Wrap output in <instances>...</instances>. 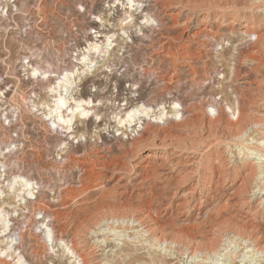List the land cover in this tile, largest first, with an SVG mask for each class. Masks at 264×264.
I'll list each match as a JSON object with an SVG mask.
<instances>
[{"label":"rangeland","instance_id":"rangeland-1","mask_svg":"<svg viewBox=\"0 0 264 264\" xmlns=\"http://www.w3.org/2000/svg\"><path fill=\"white\" fill-rule=\"evenodd\" d=\"M134 1L132 10L125 0H19L18 15L0 18V173L5 181L21 175L34 187L32 197L13 202L16 191L0 179V206L23 204L19 216L12 213L15 229L19 226L13 231L15 242L19 232L24 235L18 251L34 262L38 258L30 245L40 244V264H72L70 254L59 243L42 233L32 240L33 234L54 228L59 237L77 224L95 228L111 219L112 226L120 219L129 223L131 216L137 215L142 228L152 229L151 235L137 231L141 226L124 231L115 227L120 232L115 238L109 228L105 235L142 260H148L150 254L160 264H264V254L254 256L243 251L242 244L244 240L264 241V207L254 201L248 209L241 208L238 200H246L248 194L238 189L239 179L231 180L232 172L224 185L215 184L194 208L186 206V213L180 216L169 166H162L156 157L137 164L141 151L131 157L134 144L146 147L167 135V141L169 137L182 138L191 129L200 154L223 147L228 159L242 155V148H247L244 141L250 142L248 147L257 146L252 144L250 124L264 117V69L257 66L264 59V41L258 42L245 31L250 28L260 34L264 1ZM39 16L40 23L36 21ZM146 17L152 19L150 23H143ZM100 34L113 36L112 49L102 56L90 54L96 64L77 82V94L101 103L90 107L85 118L76 113L68 134L51 126L44 110L34 104L40 108L53 104L50 85L61 73L81 67L76 59L82 48ZM31 67L40 73L31 76L27 73ZM44 72L47 77L41 75ZM135 106L147 108L148 116L138 112L139 119L133 124L123 122ZM238 111L244 128L236 139L228 122L236 121ZM160 114H164L162 120L154 119ZM137 172L142 175L133 179ZM121 176L124 179H119ZM140 179L145 180L134 189ZM43 208L58 212L59 217L46 213L44 226L36 225ZM173 230L186 232L187 238H173ZM153 235L164 243L154 241ZM69 236L63 237L66 242ZM2 239L0 245L6 242ZM207 242L221 249L227 246V251H219L224 253L221 260L205 258ZM189 247L198 248L193 260L187 255Z\"/></svg>","mask_w":264,"mask_h":264},{"label":"bare ground","instance_id":"bare-ground-1","mask_svg":"<svg viewBox=\"0 0 264 264\" xmlns=\"http://www.w3.org/2000/svg\"><path fill=\"white\" fill-rule=\"evenodd\" d=\"M254 1H256V0H254ZM257 1L263 2L264 0H257ZM115 4H117V1ZM121 4H123V3H121ZM136 4H138V3H136ZM262 4H264V3H262ZM0 5H2L4 8H8V9H12L14 6L16 7V4L13 5L12 3L8 2L7 0H4V2L2 0H0ZM125 5L128 6V9H132V7L135 5V1L134 0H125ZM262 6H264V5H262ZM260 9H262V8H260ZM151 20L152 19L150 17H146L143 20V23H150ZM244 26H248V25L245 24ZM245 32L247 33V36L255 35L258 38V42H260V40L264 41V26L261 28L260 34H257V35L255 33L251 32L250 28H248L247 31H245ZM123 33H124V31H123ZM101 37H103L104 39L99 40V38H101ZM112 37H113L112 35L109 36L107 34L95 35L93 37V40L92 41L90 40V42H87L88 43L87 46L82 48V50H81L82 53H81L80 57L78 59H76V61H78V64L81 65V67L79 68V69H81V71L79 72L78 71L79 69L78 70L75 69V70H72L69 72L66 71L64 73H61L59 75V77H57L55 79L53 84L50 85V91L52 92L51 95L54 96V98H52L53 104L51 106H48V105H45V107L41 106V108L38 107L39 105L37 106L34 104V106L38 110H40V109L44 110L43 116L45 118H49L51 126L59 127L61 130H64L65 132H67L69 134L73 130V127H74L73 124L75 121V114L76 113L80 114L82 118H85L90 114V109H91L90 107L95 106V105H99L101 103V100L97 101V103H96V101H94L91 97H88V96L83 98L81 96L82 95L81 92H79V94H77V91H78L77 82L81 81V77L83 78V76L87 75L89 73V71H91L95 67L94 63L96 64V61L90 59V57H91L90 54H97L98 56H102L104 54H107V52L110 49H112V45H113L112 44ZM257 66L258 67L261 66L264 69V59L259 60ZM27 73L30 74L31 76H35V75L40 73V69H38L36 67L35 68L31 67ZM41 75H43L44 77H47L46 72L42 73ZM263 92H264V89H263ZM2 95H3V93L0 89V98ZM76 95H78V96H76ZM140 96H141V94L138 95V97H140ZM138 112L140 114H145L148 116L149 111L147 108H144L143 106H135V107H133L127 111L126 116L123 119V122L133 124L132 122L134 120L139 119V117L136 118V115ZM237 113H238L237 114L238 116L236 118V121L235 122H228V125L230 127V129L228 128V130H230L232 137L234 136L235 138L237 135L239 136V133H241L239 131L240 130L242 131V129L244 128L243 124H242L243 122H242L241 117H240L241 114L239 111ZM163 116H164V114H160L158 116H155L154 119L162 120ZM217 121H219V120H217ZM181 122L183 123L186 121L183 120ZM207 125H208V123H207ZM216 125H217V123H216ZM250 125H251L250 130H252L251 137H252V140H254V141H252L253 142L252 144H257V146L248 147L249 145H251L250 142H248L249 144H246V142L244 141V143H245L244 145H246L247 148H244L242 146L243 148L240 151V153L242 152L241 153L242 155H240L238 153L239 156H237L238 154L236 153L237 155L233 156L232 158L227 159L224 156L225 149H222L223 147H216L214 149H210L207 152L205 151V153L202 152L203 154L198 153V151L200 152V150L196 149V147H195L196 145H195L194 138L196 135H194V130H192V129L189 133L185 134V136H183L182 138H180V137H169L170 139L168 138L169 141H167L166 140L167 136H168L167 135L161 139L160 143H157V144H151V145H147V146L145 144L146 147L140 146V148L137 147L138 145L135 146V144H134L132 147L131 157L137 155L138 151H141V156L139 157L138 162H136L137 164H139L140 161L144 158L156 157V158H160V160L162 161L161 162L162 166H164V165L169 166L170 170L167 168L169 170L168 172L170 175H173L174 179H175V182L172 183V184H175V190L173 192V197L176 199V207L178 208L177 212H178V215H180V216L184 215V212H185L184 208L186 206L190 207V208L192 206L194 208L196 205V202L200 200V196L203 193L209 194L208 192L212 190V188L215 184L222 183L224 185V183L226 182V179L229 178L231 172L233 173L232 174L233 179H231V180H236V178L239 179L240 181L238 184L239 185L238 189L243 190V191L247 192V194H248L246 200L243 199L241 201L239 198L238 203L240 204L241 208L244 206H248V207H246L248 209L249 205L254 201L257 203V205L264 207V117L260 118L259 120L258 119L254 120L252 122V124H250ZM212 126L213 125L210 126L211 129H212ZM246 126H247V124H246ZM243 135H241V137ZM244 136H246V135H244ZM205 137H208V136H205ZM81 138H82V136H81ZM249 138H250V136H249ZM227 140L225 139L223 141H227ZM260 140H262L261 143H259ZM137 141H141V138L138 137ZM227 142H229V141H227ZM239 142H241V141H239ZM239 142H236V143H239ZM232 143H233V141H232ZM242 143H240L239 146H241ZM10 145L14 146V144H10ZM10 145H8L9 146L8 148H11ZM227 145H228V143H227ZM234 145H233V147H234ZM236 148H237V146H236ZM239 149H241V148H239ZM0 151H2V150L0 149ZM226 154H227V152H226ZM233 155H235V154H233ZM132 168H135V167L133 166ZM160 168H162V167H160ZM232 168H234L235 170H231ZM128 174H130V173H128ZM141 175L142 174L137 172L135 174V177H133V179H136V177H140ZM121 177L122 178H119V179H124L123 176H121ZM129 177H128V179H129ZM131 178H132V176H131ZM147 178H149V177H147ZM0 179L2 180V182H5V183H3V185H5L6 187H9V189H11V190L16 191L15 197H17V198H15L16 200H14L13 202H19V201L24 202L27 197H32L34 195V191H33L34 187H32L33 182L28 180L27 178L21 176V175H17V176L15 175L12 178L7 179L5 181L3 174L0 173ZM144 180L140 179L139 182L134 183L132 187H134V189L141 187L142 181H144ZM117 181H118V179H117ZM120 181H122V180H120ZM126 185H127V182H126ZM126 185L124 183V186H126ZM184 185H189V186H187L186 188H183V187H185ZM119 188H120V186H119ZM140 189H142V188H140ZM235 190H237V189H235ZM1 193H2V191H0V199L2 198ZM233 195H236V192ZM169 204H171V202ZM7 205L8 206H3V207L0 206V223L2 224L1 225L2 230H0V238H1V236L4 238L1 241H5V239H6V242L5 243L2 242V244L0 245V264H40V244H31L30 245L31 253L34 256H36V258H38L33 262L30 259H28L27 257H25L24 254L22 253V251H18L21 249V247L23 245L24 235L22 232L18 233V240H17V242H15V238H14L15 236H14L13 231L18 230L19 226L17 227V229H15L17 222L16 223L13 222L15 219L12 218V213H18V216H19L20 215L19 212L20 211L22 212L24 210V208L21 207V205H23V204H20L18 206L12 205V204H7ZM196 207L198 208V206H196ZM164 208H163V210L168 208V206L165 209ZM42 211L44 212L42 215V218L37 223H35L36 225L41 223V225L44 226V219L47 216V215H45L46 213L52 214L55 218L59 217L58 212H49L48 209L46 210V208H43ZM34 215H35V213H34ZM140 218L141 217H138L137 215H132L131 218L129 219L130 220L129 223L128 222L124 223L125 221H121V219H120V220H118V221H120L119 224H116L117 222L115 223L116 226H115V224H112V226L109 225V223H112L111 219H109L111 222L109 221L108 223L100 222L99 225L96 223L98 226L95 228H93V227L88 228V227L82 226L81 224H79V226L80 225L81 226L78 227V224H77V226L74 229L72 228V230L68 232L70 234V236H69L70 238H69L68 242H66L63 238L64 236H68V233H67V235L62 234L61 236L57 237L55 235L54 228H51V230H48V229L41 230V231H39V234H37V235L33 234L32 240H34L38 235H40V233L44 234V237H46V238H51L54 243H59L60 246H62L63 249L65 251H67L68 254H70L68 259H71L72 264H157V262L160 264L161 261L159 262L155 259H151L150 254H149V256H146L148 260H142V259L138 258L137 254H134L131 251V249L126 247V245L125 246L122 245V247H119L118 245H115V244H118V243L114 242L115 239L109 238L108 236L105 235L106 233L109 232V231H107V229H109V228L111 229L109 234L113 235V237L115 235H119L120 232L115 227H118V229L124 231L123 229H134L135 227L139 228L141 226V229H139V230L137 229V231H142V234L143 233L144 234L150 233V231L152 229L150 230V227L149 228H145V227L142 228V226H144V225H141V219ZM10 222L12 223L11 226L9 225ZM257 227L260 228L259 226H257ZM34 229H38V228H34ZM39 229H40V227H39ZM29 230H30L29 228L25 229V231H29ZM59 231H60V233H63L61 230H59ZM87 234H89V236H86ZM150 235H151V233H150ZM171 235L173 238L180 240V241L184 240V238H187V233L184 231L173 230V232H171ZM154 236L155 235L152 236L154 241H156V242L157 241H163V243H164V239L158 238V236L157 237L156 236L154 237ZM144 238H146V237H144ZM145 240H147V238ZM260 242L262 243V245H260ZM174 243H176V241H174ZM242 244H243V251H246L248 253H252V255H254V256H255V254H259V255L264 254V241L254 240L252 243H248L247 241L244 240V242H242ZM141 246L144 249L143 244H141ZM226 247L227 246H225L223 249H221V247L219 248L216 245L212 246V243L210 245L209 242H207V243H205V246L203 247L205 249L204 251H207V252H206V255L204 253L203 254L205 255L206 259H210V258L212 259L213 257L220 259V257H222L224 255V253L223 252L219 253V251H221V250L227 251ZM107 248H109V249H107ZM113 248H116L115 253L110 254L109 251H112ZM197 249L198 248H196V247H189L187 249V255L190 258V260H193L196 258L195 256L197 253L196 252ZM146 251L147 250H143L141 252L147 253ZM135 253H137V252H135ZM256 256H258V255H256ZM8 260H11V261L7 262ZM163 263L165 264V262H163Z\"/></svg>","mask_w":264,"mask_h":264},{"label":"built area","instance_id":"built-area-1","mask_svg":"<svg viewBox=\"0 0 264 264\" xmlns=\"http://www.w3.org/2000/svg\"><path fill=\"white\" fill-rule=\"evenodd\" d=\"M2 1L4 2V0H2ZM7 1L10 2V3H12L13 5L19 4V0H7ZM22 14H25L24 15V18L26 20V14H27V12L22 13ZM9 15L10 16H16V15H18V10L16 9V7L14 6L12 9H8V8H4L2 5H0V18L9 17ZM36 21H38V23H40V16L37 18ZM37 30H40V24H39V27H38ZM25 78H27V77H25Z\"/></svg>","mask_w":264,"mask_h":264}]
</instances>
